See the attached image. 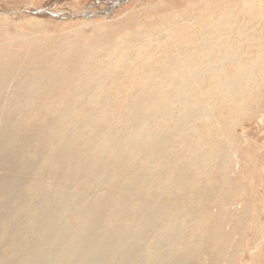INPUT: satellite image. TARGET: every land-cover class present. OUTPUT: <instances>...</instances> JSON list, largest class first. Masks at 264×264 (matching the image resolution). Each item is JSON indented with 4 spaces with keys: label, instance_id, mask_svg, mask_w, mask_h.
Instances as JSON below:
<instances>
[{
    "label": "bare ground",
    "instance_id": "6f19581e",
    "mask_svg": "<svg viewBox=\"0 0 264 264\" xmlns=\"http://www.w3.org/2000/svg\"><path fill=\"white\" fill-rule=\"evenodd\" d=\"M230 1L214 11L218 22L201 12L203 38L240 37L249 19L264 21L261 0ZM148 28L130 15L57 35L0 24V264L236 258L226 235L240 222L242 185L230 168L238 140L226 127L255 112L259 84L244 86L251 70L234 65L231 38L206 69L182 64L170 38L169 49L155 46V66L123 73L142 62L133 51ZM198 36L190 41L200 47ZM173 138L178 151L166 144ZM210 162L223 165L216 179ZM227 223L220 241L212 229Z\"/></svg>",
    "mask_w": 264,
    "mask_h": 264
},
{
    "label": "rangeland",
    "instance_id": "374dc122",
    "mask_svg": "<svg viewBox=\"0 0 264 264\" xmlns=\"http://www.w3.org/2000/svg\"><path fill=\"white\" fill-rule=\"evenodd\" d=\"M261 1L264 8V0ZM189 2L188 0H0V24L7 23V25L22 29H34L46 34L57 35L65 32L70 33L79 28H98L109 22L122 21L129 15L134 16L137 22L147 23L149 28L138 37V45L133 51V54H136L133 61L143 58L142 62L123 72L131 74L135 70L144 72L149 67L155 66L158 59L155 46L169 49L170 38H175L174 41H177L176 46L172 47L180 49L179 59L182 64L183 62L187 65L201 62L202 69L216 63L218 49L225 53L223 47L227 43L222 42L223 39H233L236 44L234 49L238 52L231 53V55L235 59L241 60L235 62L234 65L250 68L251 81L244 83V86L249 88L252 85L251 82H257L259 88L256 92L260 99L254 101L255 112L252 115L235 118L226 127L227 132H230L231 136L234 134L238 140L237 146L234 149L232 147L231 150L229 148V150L232 154L235 151L234 159H236V161L232 159L236 165L231 164L230 168L234 167V175L239 174L238 179L242 185L239 192L236 193L242 207L240 215H238L240 222L235 227L233 235H226V232L230 231L229 223L222 224V228L217 224V229L214 230L213 227L212 231L221 235L220 241H223L226 235L233 245L228 253L231 257L236 258L234 260L227 258L230 261L223 264H264V66L260 64V61L264 60V51H262L264 49V21H262L263 19H249L250 24H244L245 33L252 34L250 41L246 34L238 37L232 34L231 30L225 37L214 32V39L209 36L203 38L204 35L200 33L203 30H200L202 26L201 12L208 15L207 18H214L218 22L220 16L215 15L214 11L221 10L225 4L231 1L210 0L205 2L204 0L201 2L195 0L196 6L203 8H193L192 3ZM256 2H260V0H256ZM184 12L187 13V20L183 19ZM178 15L182 17V20ZM243 19L245 17H242L241 21ZM233 20H230V24L235 27ZM170 24L173 25V31H177L175 37L170 33ZM195 25L198 27L194 28ZM239 25L243 26V24ZM166 30L169 32H165ZM184 32H188V35L182 37ZM150 33H157V37L151 36ZM194 35L202 36H198L197 41V45L200 47L190 41ZM184 50L187 53L183 52ZM141 51L144 53H140ZM193 52L196 55H191ZM185 54H188V57ZM220 66L228 67L229 63L224 62ZM202 77L200 76V79ZM127 82L125 80L124 83ZM112 91L117 92L116 89H112ZM231 96L240 98L236 94ZM179 109L181 106L177 104L174 112ZM213 124L215 123L210 125L209 131ZM199 125L198 122H195V127ZM209 131L204 135L212 136ZM225 140L227 147L228 145L231 147V139L228 134ZM166 144L171 146V150L178 151L179 140L176 138ZM231 157L233 158V156ZM210 166H212L213 172L210 178L216 179L218 170L222 169L223 165L210 162ZM229 173L232 176L231 170ZM227 198L232 197L226 196L225 200H228ZM217 204L219 205V203Z\"/></svg>",
    "mask_w": 264,
    "mask_h": 264
}]
</instances>
